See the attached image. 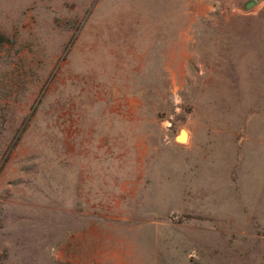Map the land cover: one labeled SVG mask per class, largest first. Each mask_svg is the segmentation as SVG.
<instances>
[{"label": "rangeland", "instance_id": "1", "mask_svg": "<svg viewBox=\"0 0 264 264\" xmlns=\"http://www.w3.org/2000/svg\"><path fill=\"white\" fill-rule=\"evenodd\" d=\"M248 1L0 0V264H264Z\"/></svg>", "mask_w": 264, "mask_h": 264}, {"label": "water", "instance_id": "2", "mask_svg": "<svg viewBox=\"0 0 264 264\" xmlns=\"http://www.w3.org/2000/svg\"><path fill=\"white\" fill-rule=\"evenodd\" d=\"M256 2H257V0H250V1H248V2H246V3L244 4V7H245L246 9H249V8H251L252 6H254V5L256 4ZM181 132H183V131H181ZM181 132L179 133L178 136H181V134H182ZM178 140H182V139L180 138V139H178Z\"/></svg>", "mask_w": 264, "mask_h": 264}, {"label": "bare ground", "instance_id": "3", "mask_svg": "<svg viewBox=\"0 0 264 264\" xmlns=\"http://www.w3.org/2000/svg\"><path fill=\"white\" fill-rule=\"evenodd\" d=\"M181 133H182L181 136H177V140L181 138L182 140H178V141H185L187 138V134L185 131H183Z\"/></svg>", "mask_w": 264, "mask_h": 264}]
</instances>
